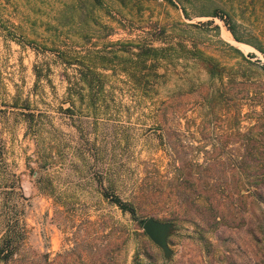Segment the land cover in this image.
<instances>
[{"label": "rangeland", "instance_id": "rangeland-1", "mask_svg": "<svg viewBox=\"0 0 264 264\" xmlns=\"http://www.w3.org/2000/svg\"><path fill=\"white\" fill-rule=\"evenodd\" d=\"M170 1L0 0V264H264V0Z\"/></svg>", "mask_w": 264, "mask_h": 264}, {"label": "trees", "instance_id": "trees-1", "mask_svg": "<svg viewBox=\"0 0 264 264\" xmlns=\"http://www.w3.org/2000/svg\"><path fill=\"white\" fill-rule=\"evenodd\" d=\"M169 2H171V1L169 0ZM218 16L219 15L216 12H214L212 14V17H218ZM219 19L222 20L223 18L221 16H219ZM224 24H225L226 28L228 29V31L230 32V34L232 35V37L234 38L235 41L249 44V45L253 46L259 53L264 55V48L262 47L260 42L256 43V42H251V41H243L242 38L237 36L233 25L228 24L227 21H224ZM146 51L150 52V53H153V52L156 53L157 52L156 50H153V49H151V50L148 49ZM248 57L252 58L253 55L250 54V55H248ZM204 61L211 62L212 69L215 70L216 72L218 71V68L216 67V64L213 63L212 60L205 59ZM109 200H110V202L112 204L117 206L122 212H127V213H129L132 216V218L136 219V217H135V208L133 207L132 204H129L127 202L122 201L119 197H117L115 195L109 196ZM11 255H12V251L10 249H7V250H5L3 248L0 249V260H3V261L7 260Z\"/></svg>", "mask_w": 264, "mask_h": 264}, {"label": "water", "instance_id": "water-1", "mask_svg": "<svg viewBox=\"0 0 264 264\" xmlns=\"http://www.w3.org/2000/svg\"><path fill=\"white\" fill-rule=\"evenodd\" d=\"M173 226L170 223H163L152 218L145 220L142 224V230L149 240L160 248L165 258H168L171 251L167 245V237Z\"/></svg>", "mask_w": 264, "mask_h": 264}, {"label": "bare ground", "instance_id": "bare-ground-1", "mask_svg": "<svg viewBox=\"0 0 264 264\" xmlns=\"http://www.w3.org/2000/svg\"><path fill=\"white\" fill-rule=\"evenodd\" d=\"M231 42H233L234 44H237L236 42L232 41V39H229ZM238 46H240L241 48H245L243 45L241 44H237Z\"/></svg>", "mask_w": 264, "mask_h": 264}]
</instances>
